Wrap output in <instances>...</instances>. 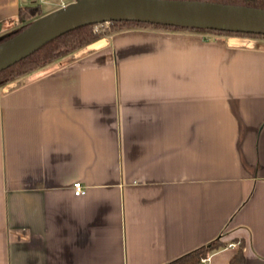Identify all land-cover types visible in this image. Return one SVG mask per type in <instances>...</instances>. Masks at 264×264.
Instances as JSON below:
<instances>
[{"label":"crops","instance_id":"0c3cea01","mask_svg":"<svg viewBox=\"0 0 264 264\" xmlns=\"http://www.w3.org/2000/svg\"><path fill=\"white\" fill-rule=\"evenodd\" d=\"M219 236L212 264H264L263 43L125 28L0 87V264H167Z\"/></svg>","mask_w":264,"mask_h":264},{"label":"water","instance_id":"95a60500","mask_svg":"<svg viewBox=\"0 0 264 264\" xmlns=\"http://www.w3.org/2000/svg\"><path fill=\"white\" fill-rule=\"evenodd\" d=\"M122 19L264 35V9L259 7L211 0H76L0 43V71L68 30Z\"/></svg>","mask_w":264,"mask_h":264},{"label":"trees","instance_id":"16d2710c","mask_svg":"<svg viewBox=\"0 0 264 264\" xmlns=\"http://www.w3.org/2000/svg\"><path fill=\"white\" fill-rule=\"evenodd\" d=\"M209 1V0H206ZM220 3H230L235 5H246L250 7H259L264 9V0H211ZM45 14L43 12L41 4L33 3L32 5L21 6L18 14L20 19V24L17 27L6 30L4 33H0V43L5 42V40L17 35L20 31L29 26L37 17ZM164 28L175 31H191V32H202V33H214L219 35H235V36H259L264 38L263 34H251L244 32L235 31H219L213 29L205 28H192L187 26H177L171 24H161L157 22H148L141 20H125L112 21L108 24L106 23H93L80 25L77 28L66 31L64 34L59 35L49 42L45 43L35 52L29 54L28 56L20 59V61L14 63L13 65L6 67V69L0 71V87L6 85L8 82L20 78L22 75L35 71V69L42 67L50 62L60 59L67 54L73 53L85 45L92 43L93 41L107 36L108 34L122 31L125 28ZM227 245V242L221 240L219 236L217 239L201 246L189 253L176 258L174 261L167 264H196V262L208 252L219 250ZM246 256L241 244V248L234 254L231 261L232 264H246Z\"/></svg>","mask_w":264,"mask_h":264},{"label":"built area","instance_id":"2783aa9c","mask_svg":"<svg viewBox=\"0 0 264 264\" xmlns=\"http://www.w3.org/2000/svg\"><path fill=\"white\" fill-rule=\"evenodd\" d=\"M61 3H62V6L63 5H67V4H69V1L62 0ZM108 23H110V22H107L106 24H108ZM73 190H74V193L77 194V195H84V193L86 192V186L81 181H77V182L74 183ZM233 245H235V243L231 244V246H233ZM212 256H213V253L212 252H208L207 254L202 256L196 262V264H212V262H211L212 261Z\"/></svg>","mask_w":264,"mask_h":264},{"label":"rangeland","instance_id":"374dc122","mask_svg":"<svg viewBox=\"0 0 264 264\" xmlns=\"http://www.w3.org/2000/svg\"><path fill=\"white\" fill-rule=\"evenodd\" d=\"M21 1L25 5H32L33 4V2H32L33 0H21ZM66 1L72 2V1H76V0H66ZM61 2H62V0H41V1L39 0L38 4H41L43 11H47L50 8L61 6L62 5ZM35 3H37V2H35ZM246 37H250L252 39H257L259 43L264 44V38H262V37H259V36L252 37V36H247V35H246Z\"/></svg>","mask_w":264,"mask_h":264}]
</instances>
